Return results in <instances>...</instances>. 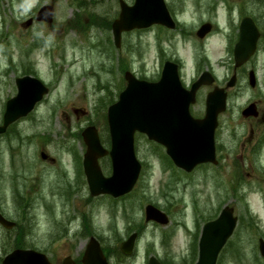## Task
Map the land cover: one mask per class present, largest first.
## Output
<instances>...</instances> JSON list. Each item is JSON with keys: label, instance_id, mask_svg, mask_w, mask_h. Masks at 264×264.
<instances>
[{"label": "rangeland", "instance_id": "374dc122", "mask_svg": "<svg viewBox=\"0 0 264 264\" xmlns=\"http://www.w3.org/2000/svg\"><path fill=\"white\" fill-rule=\"evenodd\" d=\"M208 1L217 5L216 11L196 12L190 0L189 9L180 11L179 20L194 38L178 32L161 35L152 26L124 33L118 49L111 24L118 16L119 0H0V124L6 101L17 93V77L36 76L50 89L31 114L0 136V211L16 222L18 231H24L18 237L16 229L0 226V264L17 240L60 264L67 255L80 258L92 236L109 254L111 250L113 264H148L151 255L163 264L191 263L198 248L196 232L227 205L235 208L239 220L217 264H264L258 249L259 239H264V151L248 157L241 150L243 137L248 135L241 110L253 97L261 98L248 89L247 78H241L228 96V111L222 119L226 149L220 167L203 166L188 176L174 168L167 170L165 151L137 135L136 150L143 165L140 179L132 193L113 202L107 195L90 196L85 178L84 183L78 180L75 171L62 177L60 162L47 163L41 157L45 152L49 158L60 155L61 161L73 162L75 152L79 159L86 149L77 133L88 124L97 126L103 142L107 141L103 103L109 105L110 98L121 93L124 67L154 81L164 60L180 58L189 79L200 60L208 57L220 84H226L234 64L233 25L249 16L264 33V0ZM45 5L55 9L51 24L35 20ZM76 17L85 23V32L70 27ZM30 18L33 23L25 26ZM104 19L110 21L108 28L100 25ZM207 20L219 24V31L196 42L197 25ZM233 42L237 43V36ZM254 60L264 95V51ZM74 108L87 115H75ZM101 166L109 176L108 161L103 159ZM25 200L30 203L24 208L26 226L20 206ZM148 204L165 211L170 223L146 222ZM135 231L139 235L134 254L129 258L115 254L113 249ZM165 235L170 240L162 243Z\"/></svg>", "mask_w": 264, "mask_h": 264}, {"label": "water", "instance_id": "95a60500", "mask_svg": "<svg viewBox=\"0 0 264 264\" xmlns=\"http://www.w3.org/2000/svg\"><path fill=\"white\" fill-rule=\"evenodd\" d=\"M53 6H44L38 13V20L51 22ZM31 20L27 25L31 24ZM160 24L174 28L164 0H135L132 6L121 2L119 18L112 24L115 44L120 46L121 35L125 31L148 28ZM211 29L205 25L198 35L204 37ZM258 31L250 19L242 23L241 37L235 48L236 65L245 63L255 52ZM204 73L191 90L183 88L178 66L167 62L159 82L150 83L138 80L131 72L125 74L128 81L126 89L120 94L119 101L108 109V124L112 140L111 150L103 148L97 129L94 126L83 132L87 151L84 156V170L92 196L108 194L115 198L129 193L135 186L141 163L136 157L134 136L138 131L149 140L166 146L168 155L177 167L191 172L197 165L216 162L214 157L213 136L217 126V115L226 108L227 94L224 89H216L208 95L207 115L203 120L191 117L189 107L195 101V93L203 84H211L213 79ZM230 82L228 86H232ZM18 93L7 102L0 134L22 117L34 110L49 89L38 79L26 76L17 79ZM257 115L249 107L243 115ZM111 156L113 173L105 177L99 159ZM46 158L45 154H42ZM146 220L162 224L168 223L167 216L153 205L146 207ZM0 223L8 228L14 223L0 214ZM237 224L232 208H225L220 217L207 223L200 239L199 260L196 264H216L218 255ZM136 235H132L121 245L126 255L133 253ZM261 254L264 256V240H260ZM3 264H51L47 256L34 250L18 249L8 255ZM63 264H76L71 257ZM82 264H110L95 238H91L82 258ZM149 264H160L152 257Z\"/></svg>", "mask_w": 264, "mask_h": 264}, {"label": "flooded vegetation", "instance_id": "af4514ba", "mask_svg": "<svg viewBox=\"0 0 264 264\" xmlns=\"http://www.w3.org/2000/svg\"><path fill=\"white\" fill-rule=\"evenodd\" d=\"M190 1L193 2L194 7L196 8V12L198 11L199 13H201V12H205V10H207L206 12H214L217 10V5L211 4L210 1H208V0H190ZM167 2H168V6H169V10H170L171 14L177 20V22L179 21L178 23H180V25H181L180 28H178L176 31L180 35H183L185 30H186V26H184V23L179 20V15L181 14L180 11H182V10L187 11L189 9V6H188L189 0H167ZM202 23L203 22L199 23V25H201ZM164 30H165V28H164ZM187 34L194 38L192 31H189ZM195 40L198 42L200 41L199 39L198 40L195 39ZM205 40H207V39H204L203 41H205ZM262 41H263V36H261V38L259 39V46L260 47L262 45ZM161 50H163L162 46H161ZM254 59L255 58H252L249 62H247L240 69H235V70L233 69V74L237 75L235 88L237 86H239L241 78H243V80H246V78H247V82L246 81L245 82H246V86H248V89L251 92H253L254 94H258V97H261V98L253 97L246 104V106L249 104H256L257 109H258L259 114H260L259 117H257V118L248 117V118L243 119V121L246 122V124H247L246 126L248 128L247 129L248 135L243 137L241 150H242V154L244 155L246 153V155H248V157L264 151V107H263L264 95L262 94V90H261L259 69H258L257 64L255 63ZM178 60L182 64V61L180 60V58ZM203 63L204 64L202 65L201 60H200V62L196 65V69H195L194 73L192 74V77H190L188 80L185 78V75H182L183 85L185 87H187L188 89L191 88L194 81L201 75V73L203 72L202 71L203 67L214 72V68L212 67L211 62H210L208 57L206 58V61H203ZM251 72L254 73V85H252V83L250 81ZM215 87L222 88V85L220 84L219 80H217V79L215 81V84L209 85V86H202L199 89V91L197 93L196 104H194L190 107L191 114L195 118L201 119L205 116V99H206L205 96H207V94L209 92L213 91V89ZM204 97H205V99L203 102ZM226 114H227V112L219 114V116H218V127H217L216 132H215L216 155H217V159H218V165L217 166H220V164L222 162V158H223V152L226 149L225 144L223 143V140H222L223 128H224L222 119ZM83 154H84L83 152L80 153V158H81V156H83ZM73 157H74L73 162L71 160L72 170L75 171L77 174H80V171H79L80 170V165H79L80 159H76V153L75 152L73 153ZM48 160H50V161H48ZM48 160H47V162H49L51 164L59 162L58 158H48Z\"/></svg>", "mask_w": 264, "mask_h": 264}, {"label": "trees", "instance_id": "16d2710c", "mask_svg": "<svg viewBox=\"0 0 264 264\" xmlns=\"http://www.w3.org/2000/svg\"><path fill=\"white\" fill-rule=\"evenodd\" d=\"M100 23L101 25H104V27H107V28L109 27V24H110L109 22L105 24L103 21H101ZM23 247H25V244L23 243V241L17 240L15 243V248H23Z\"/></svg>", "mask_w": 264, "mask_h": 264}]
</instances>
